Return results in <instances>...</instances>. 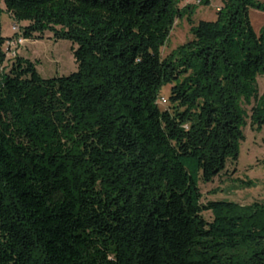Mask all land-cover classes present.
<instances>
[{
	"label": "trees",
	"instance_id": "obj_1",
	"mask_svg": "<svg viewBox=\"0 0 264 264\" xmlns=\"http://www.w3.org/2000/svg\"><path fill=\"white\" fill-rule=\"evenodd\" d=\"M184 1L0 0L14 37L69 41L76 65L42 79L0 21V264H264V203L199 188L264 127V2L194 23L209 0Z\"/></svg>",
	"mask_w": 264,
	"mask_h": 264
},
{
	"label": "rangeland",
	"instance_id": "obj_2",
	"mask_svg": "<svg viewBox=\"0 0 264 264\" xmlns=\"http://www.w3.org/2000/svg\"><path fill=\"white\" fill-rule=\"evenodd\" d=\"M217 3V0H211L208 5H196V0H191L190 4L196 5L191 16L193 22L214 21ZM259 3L262 4L258 0L254 1V4ZM0 21L2 36L9 41L15 39V35L10 30L11 21L5 14L1 2ZM249 21L253 31L258 32L264 25V11L249 9ZM189 38V25L186 18L177 20L161 50L162 57ZM8 47L11 50L14 49L16 55L33 62L36 72L42 79L68 76L76 71L72 53V48L75 46L66 40H55L50 33H45L42 39L28 40L15 47ZM6 52L7 57L11 58L10 51ZM258 87L259 93H262L264 80H258ZM167 90L168 87L163 90V95H166ZM242 133L244 140L239 145L237 161H227L226 174L219 176L209 184L199 185L202 203L225 200L242 207L254 202L264 203V127L251 129L247 124L242 129ZM204 216L209 217V213H205Z\"/></svg>",
	"mask_w": 264,
	"mask_h": 264
},
{
	"label": "built area",
	"instance_id": "obj_3",
	"mask_svg": "<svg viewBox=\"0 0 264 264\" xmlns=\"http://www.w3.org/2000/svg\"><path fill=\"white\" fill-rule=\"evenodd\" d=\"M199 2V0H196V4ZM10 30L13 32V33H16L18 31V27L14 24V25H11V28ZM25 40H23L22 38H15L13 39L12 41H10L8 43V46H11V47H15L17 46L18 44H21L23 43ZM160 102L162 105H164L166 103V99L163 97L160 99Z\"/></svg>",
	"mask_w": 264,
	"mask_h": 264
},
{
	"label": "crops",
	"instance_id": "obj_4",
	"mask_svg": "<svg viewBox=\"0 0 264 264\" xmlns=\"http://www.w3.org/2000/svg\"><path fill=\"white\" fill-rule=\"evenodd\" d=\"M190 1L191 0H185L184 2H183V5H185V4H190ZM211 0H209V2H210ZM218 1V3H217V6H216V11L220 8V2H219V0H217ZM259 2H264V0H258Z\"/></svg>",
	"mask_w": 264,
	"mask_h": 264
}]
</instances>
